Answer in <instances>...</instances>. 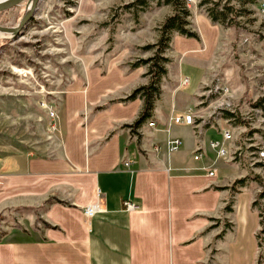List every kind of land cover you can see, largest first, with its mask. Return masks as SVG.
<instances>
[{
  "label": "rangeland",
  "instance_id": "374dc122",
  "mask_svg": "<svg viewBox=\"0 0 264 264\" xmlns=\"http://www.w3.org/2000/svg\"><path fill=\"white\" fill-rule=\"evenodd\" d=\"M181 1L191 13L187 29L198 38L174 34L163 56L170 64L158 101L175 99L182 107L181 100H195L183 112L193 109L210 159L229 179L226 189L254 191L252 209L264 221V0L243 7L236 0ZM224 7L234 9L227 21L213 22L209 15L223 17ZM26 12L24 4L0 13V26L17 28ZM173 15L166 0H41L17 33L0 35V160L23 153L61 157L68 107L79 103L77 86L87 89L86 105L100 94L103 105L115 104L148 86L161 29ZM188 77L192 86L185 89L181 81ZM225 130L232 135L231 155L217 160L210 142L222 141ZM22 195L23 189L0 188V242L14 232L40 230L42 210ZM231 213L225 207L210 221L209 231L224 236L208 247L206 264H242ZM257 252L245 264H256Z\"/></svg>",
  "mask_w": 264,
  "mask_h": 264
},
{
  "label": "crops",
  "instance_id": "0c3cea01",
  "mask_svg": "<svg viewBox=\"0 0 264 264\" xmlns=\"http://www.w3.org/2000/svg\"><path fill=\"white\" fill-rule=\"evenodd\" d=\"M86 95L87 89L75 87L79 103L68 107L61 157L23 153L0 160V188L23 189L21 200L42 210L40 230L14 232L0 242V264H206L208 247L219 235L208 231L210 219L222 215L231 199L233 248L242 264L255 260L260 221L252 209L254 191L248 186L233 193L226 189L229 179L210 159L205 131L188 126L174 130L177 126L170 124L195 100H181L182 107L175 99L157 101L149 121L158 129L140 134L124 126L139 117L142 99L103 105L100 94L86 105ZM169 138L182 139L183 148L171 153ZM199 148L203 159L195 161ZM130 158L136 161L134 174L124 168ZM211 166L218 169L216 178L207 175ZM52 198L68 205L48 206ZM125 200L137 210H125ZM97 203L102 211L86 215ZM44 222L58 228H46Z\"/></svg>",
  "mask_w": 264,
  "mask_h": 264
},
{
  "label": "trees",
  "instance_id": "16d2710c",
  "mask_svg": "<svg viewBox=\"0 0 264 264\" xmlns=\"http://www.w3.org/2000/svg\"><path fill=\"white\" fill-rule=\"evenodd\" d=\"M241 6H247L249 4H255L257 0H236ZM167 5H172L174 8V15L169 17L164 26L161 29V38L157 45L156 50V56L152 60V79L148 86H144L142 88H139L135 90L130 96H128L126 99H122L120 101L115 102H121V103H129L133 102L137 99H142L144 101V107L139 115V117L136 119L134 124L132 125H125L124 127L130 128L133 133L136 132L137 129L141 128L147 121L152 119L153 112L155 109L156 102L160 99L162 95V81L165 76H167V64H170V60L166 59L164 54L167 50L171 48L172 39L174 34H178L182 37L186 38H194L197 39V35L194 32H191L187 29L189 26L188 18L191 16L190 10L188 9V6L185 2L181 0H166ZM227 9V10H226ZM225 11H222V16L219 17L215 14H210V19L215 23H224L227 21L228 16L230 13H232L231 10L234 9H228L227 7H224ZM230 10V11H228ZM235 13H239V11H234ZM140 67L138 65L134 69ZM105 108V106L100 107V110ZM234 115L227 114L225 115L226 118H231ZM237 185H243V181H237ZM60 203L64 205H68L67 203L61 202L60 200L56 198H52L47 202L48 206H51L53 204ZM234 199L231 200L228 205L226 206L227 212H233L232 205L234 204ZM212 219V218H211ZM210 219V220H211ZM46 228L51 229H57L58 227H54L50 224L43 223ZM261 230L257 233L256 238L258 242V247L260 250H262V253L259 255L257 263L256 264H264V221H260ZM211 228L208 229V231ZM224 235L220 234L218 235V238H222Z\"/></svg>",
  "mask_w": 264,
  "mask_h": 264
},
{
  "label": "built area",
  "instance_id": "2783aa9c",
  "mask_svg": "<svg viewBox=\"0 0 264 264\" xmlns=\"http://www.w3.org/2000/svg\"><path fill=\"white\" fill-rule=\"evenodd\" d=\"M190 83V79L189 78H185L182 80L181 82V86L184 87H188ZM51 116L54 118L55 117V113L53 111H51ZM195 113L193 111V109H188L186 112L184 113H178L175 114L171 117L170 119V124L171 125H175V126H188V127H194L197 130H200V132H202V127H200V125L195 126ZM55 128V127H54ZM145 128L148 129H152V130H157L158 129V125L155 121H147L141 128L137 129L136 131L141 133H144ZM232 139V135L229 131H223V140L222 141H211L210 142V147L211 149H213L216 152V157L217 160L219 159H226L231 155V152L228 148V144L230 143V140ZM183 140L180 138H169L167 141V146L168 149L171 153H177L179 152L182 147H183ZM155 150L156 151H160L161 147L155 145ZM193 159L195 161H200L201 159H203V153H202V149L199 148L197 150V152L195 153V155H193ZM136 164V161L134 158H130L128 160L125 161L124 164V168L125 170L130 173V174H134L135 170L133 169V166ZM218 174V169L215 166H211L208 170H207V175L210 178H215L217 177ZM100 193V191H99ZM124 209L129 211V212H133L137 210V205L131 201V200H125L124 201ZM102 211L100 205L97 204H93L90 207H88L86 209V215H88L89 217H94L96 214L100 213Z\"/></svg>",
  "mask_w": 264,
  "mask_h": 264
},
{
  "label": "water",
  "instance_id": "95a60500",
  "mask_svg": "<svg viewBox=\"0 0 264 264\" xmlns=\"http://www.w3.org/2000/svg\"><path fill=\"white\" fill-rule=\"evenodd\" d=\"M41 0H0V13H5L11 11L15 8H18L24 4H27V12L22 19L21 23L17 28H6L0 26V32L8 35L17 33L22 26L26 25L27 22L32 18L34 12L37 9V5ZM32 4V10L28 13L29 6Z\"/></svg>",
  "mask_w": 264,
  "mask_h": 264
},
{
  "label": "bare ground",
  "instance_id": "6f19581e",
  "mask_svg": "<svg viewBox=\"0 0 264 264\" xmlns=\"http://www.w3.org/2000/svg\"><path fill=\"white\" fill-rule=\"evenodd\" d=\"M32 10V4L29 6V9H28V13ZM0 35H2V33L0 32ZM4 35V34H3Z\"/></svg>",
  "mask_w": 264,
  "mask_h": 264
}]
</instances>
